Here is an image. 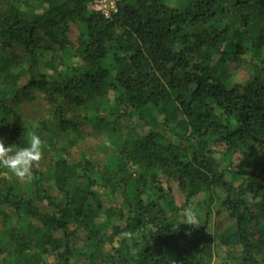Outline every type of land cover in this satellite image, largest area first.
Returning a JSON list of instances; mask_svg holds the SVG:
<instances>
[{
    "label": "trees",
    "instance_id": "16d2710c",
    "mask_svg": "<svg viewBox=\"0 0 264 264\" xmlns=\"http://www.w3.org/2000/svg\"><path fill=\"white\" fill-rule=\"evenodd\" d=\"M94 1L0 0V140L28 145L12 109L40 95L62 131L89 122L120 145L93 174L88 162H36L22 191L0 167V264H210L213 209L231 264H264V0H119L109 17ZM217 144L246 163L220 170ZM153 174L177 185L181 206ZM192 206L196 226L183 223Z\"/></svg>",
    "mask_w": 264,
    "mask_h": 264
},
{
    "label": "rangeland",
    "instance_id": "374dc122",
    "mask_svg": "<svg viewBox=\"0 0 264 264\" xmlns=\"http://www.w3.org/2000/svg\"><path fill=\"white\" fill-rule=\"evenodd\" d=\"M89 9L94 10V5H91ZM65 37L67 41L75 47L78 37L77 26L69 24ZM52 57V52L43 53V55L39 57L40 73L51 74L52 71L45 64L46 62L48 63ZM23 64L26 65V62L24 61ZM230 67H232V64ZM245 77V74L240 72L234 76V79L240 81L241 79H245ZM97 99L100 100L99 97ZM113 101L114 95L113 93H109L108 103L112 104ZM54 110V103L43 99L40 95L32 101H19L12 109L13 120L24 128L27 139H29L30 132H35L44 142L41 159L38 161V169L41 170V172L46 171L50 159L63 158L70 164L80 163L81 165H85V163L88 162L91 165L89 168V174H93L96 172L97 166H104L112 154H117L119 152L120 145H115L114 142V139L118 134L112 135L106 129L93 128L89 122L87 123V126L80 129L81 132L79 133L62 131L58 126L60 120L55 116ZM64 116L67 119L71 118V115L65 114ZM33 125H35V127H33ZM131 129L137 130L132 126ZM5 145L8 146L10 144L5 143ZM11 149L12 151L19 150V148L13 146H11ZM212 151L219 163L220 170L222 168L237 170L247 161L244 160L243 156L239 152H226L223 144L215 145L212 147ZM9 174V181L17 191H22L25 188L31 187V183L28 180L21 181L10 172ZM151 179H153V182L160 183L163 188L170 190L177 206H181L183 204V197L174 182L164 179L160 174H153ZM104 193V190H99V194L102 196L106 207L110 206L118 209L120 207L121 198L116 196L114 199H106V195H104ZM53 194L56 195L57 192L54 190ZM202 199L203 197L199 196L195 203L201 202ZM192 209L193 206L191 210ZM215 211L216 210L213 209L212 215L208 219L207 229L205 231L210 242V253L212 256L210 264H231L232 261L235 263V260L238 258V251L221 246L218 242V235L226 228L227 225L224 216L215 215ZM17 220L18 215L11 212L10 222L16 224ZM26 222H28V220H26ZM78 237L80 239L79 245L83 246L85 244V234L80 231L78 232ZM1 248L2 247L0 245V251ZM5 259V254H3V252L0 253V260L4 261ZM70 262L73 264L76 262V259L72 258L70 259ZM6 263L10 264L9 261H6ZM49 264L57 263L53 259H50Z\"/></svg>",
    "mask_w": 264,
    "mask_h": 264
},
{
    "label": "clouds",
    "instance_id": "9594fccd",
    "mask_svg": "<svg viewBox=\"0 0 264 264\" xmlns=\"http://www.w3.org/2000/svg\"><path fill=\"white\" fill-rule=\"evenodd\" d=\"M43 143L41 137L35 132L29 133L28 145L17 151H12L10 145L6 146L0 140V167L7 169L21 181L29 180L34 164L41 159ZM183 214L184 224L196 226L194 211L185 208Z\"/></svg>",
    "mask_w": 264,
    "mask_h": 264
},
{
    "label": "built area",
    "instance_id": "2783aa9c",
    "mask_svg": "<svg viewBox=\"0 0 264 264\" xmlns=\"http://www.w3.org/2000/svg\"><path fill=\"white\" fill-rule=\"evenodd\" d=\"M118 1L119 0H95L91 4L94 5V10L92 11L101 13L105 17H109L111 14H113L116 11V3Z\"/></svg>",
    "mask_w": 264,
    "mask_h": 264
}]
</instances>
